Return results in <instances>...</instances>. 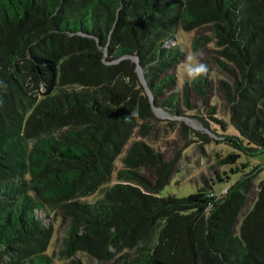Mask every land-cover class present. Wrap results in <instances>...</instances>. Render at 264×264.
Listing matches in <instances>:
<instances>
[{"label":"trees","instance_id":"trees-1","mask_svg":"<svg viewBox=\"0 0 264 264\" xmlns=\"http://www.w3.org/2000/svg\"><path fill=\"white\" fill-rule=\"evenodd\" d=\"M181 29L227 80L211 68L174 87ZM215 80L247 142L224 139L263 153L264 0H0V264H264V179L239 151L217 152L196 192L160 195L213 138L182 121L189 140L166 158L146 138L154 107L202 115L181 100L205 103Z\"/></svg>","mask_w":264,"mask_h":264},{"label":"rangeland","instance_id":"rangeland-1","mask_svg":"<svg viewBox=\"0 0 264 264\" xmlns=\"http://www.w3.org/2000/svg\"><path fill=\"white\" fill-rule=\"evenodd\" d=\"M204 31V29H201ZM198 30L185 31L181 29L178 33L177 40L181 44L183 50L185 51L184 57L179 61L177 66L175 65L171 72H177L179 75V82L174 86L175 88L183 89V83L185 79H188L184 69L188 63L187 57L192 55L193 57L199 59L201 62L206 63L209 69H213V76L217 78L219 75L221 78L227 80L228 77L224 75L215 64L216 53L213 52L212 48L203 47L199 51H194L191 45L192 38L195 34H198ZM174 42L173 44H175ZM217 81H214V87L209 93L208 101L202 102L199 95L192 89L189 93V100L186 102L183 98L181 100V106L183 110H188L191 112L193 110L188 109L186 106L190 103L194 105V110L202 107V115L198 116H185V115H175L166 111L162 107H154L155 118L151 121V128L146 133V138L151 139L153 142H157L159 149L162 151L166 158H171L176 150H180L182 146L186 145L189 140L190 134L187 131H183L180 122H185L188 126L196 131L202 133H207L212 136L213 140L200 148L198 143H193L189 145L182 153L177 164V171L173 174L168 184L161 190L160 195L166 196L169 194H175L177 196H187L191 193L197 191V189L203 185V177L214 176V170L211 169V163L215 161V156L217 152H222L223 154L230 153L233 151H239L241 156L239 158L238 164L243 162H250L247 167L248 170L255 169V188L258 183L264 179V152L260 154H248L246 150H237L231 143L227 142L223 136L226 135H238L242 137L241 133L232 125L230 122V117L228 111H226V104H223L217 89ZM164 94H169L165 92ZM215 105L216 111L213 116L218 118L217 120L209 118L208 113L209 105ZM211 122V128L217 133H213L209 127L205 124L203 119H208ZM225 122V127L222 122ZM166 124V125H165ZM156 131V136L151 134ZM162 132V133H161ZM141 138V136L138 134ZM220 137L221 140L216 142V138ZM143 138V137H142ZM244 139V137H242ZM145 139V138H144ZM245 145L247 140L244 139ZM130 141L125 146V150L129 145ZM121 156L117 158V165H121ZM225 169L229 170L230 166H224ZM217 168V167H216ZM243 172H229L230 178L226 181L220 182L216 181L214 188L217 192H220L224 187L231 186L234 184L241 176ZM45 221H50L45 219ZM62 229V228H61ZM62 232V230H61ZM62 264H73L71 260H64Z\"/></svg>","mask_w":264,"mask_h":264},{"label":"clouds","instance_id":"clouds-1","mask_svg":"<svg viewBox=\"0 0 264 264\" xmlns=\"http://www.w3.org/2000/svg\"><path fill=\"white\" fill-rule=\"evenodd\" d=\"M188 63L185 66V73L189 82H192L200 77H205L209 74L210 69L206 63L201 62L199 59L189 55L187 57Z\"/></svg>","mask_w":264,"mask_h":264},{"label":"water","instance_id":"water-1","mask_svg":"<svg viewBox=\"0 0 264 264\" xmlns=\"http://www.w3.org/2000/svg\"><path fill=\"white\" fill-rule=\"evenodd\" d=\"M138 61V60H137ZM137 69H138V72H139V75H140V78H141V80H142V82H145V79H144V76H143V70H142V67L138 64V66H137ZM153 99V98H152ZM151 99V100H152ZM155 105V104H154ZM154 105H153V107H154Z\"/></svg>","mask_w":264,"mask_h":264},{"label":"built area","instance_id":"built-area-1","mask_svg":"<svg viewBox=\"0 0 264 264\" xmlns=\"http://www.w3.org/2000/svg\"><path fill=\"white\" fill-rule=\"evenodd\" d=\"M224 192H226V189L224 190Z\"/></svg>","mask_w":264,"mask_h":264}]
</instances>
